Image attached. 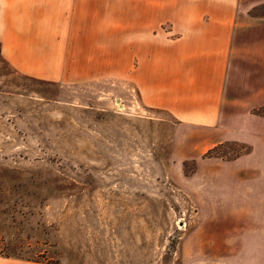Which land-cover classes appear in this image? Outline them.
<instances>
[{
    "label": "rangeland",
    "instance_id": "obj_1",
    "mask_svg": "<svg viewBox=\"0 0 264 264\" xmlns=\"http://www.w3.org/2000/svg\"><path fill=\"white\" fill-rule=\"evenodd\" d=\"M240 3L227 123L203 153L205 138L183 145L188 131L142 107L126 82L45 80L0 57V255L24 264L241 257L235 226L198 231L200 219H232L247 204L264 222V65L263 90L250 79L264 56V0Z\"/></svg>",
    "mask_w": 264,
    "mask_h": 264
},
{
    "label": "crops",
    "instance_id": "obj_2",
    "mask_svg": "<svg viewBox=\"0 0 264 264\" xmlns=\"http://www.w3.org/2000/svg\"><path fill=\"white\" fill-rule=\"evenodd\" d=\"M240 2L0 0V57L16 73L45 80L126 82L142 107L166 113L188 131L180 137L183 145L205 138L203 153L222 142L227 123V81L241 39ZM258 61L250 79L263 90L264 56ZM238 208L232 219H200L198 231L204 233L209 224L222 225V231L235 226L244 242L241 257L226 264H264L259 260L264 222L257 226L250 205ZM0 264L24 262L0 257Z\"/></svg>",
    "mask_w": 264,
    "mask_h": 264
},
{
    "label": "trees",
    "instance_id": "obj_3",
    "mask_svg": "<svg viewBox=\"0 0 264 264\" xmlns=\"http://www.w3.org/2000/svg\"><path fill=\"white\" fill-rule=\"evenodd\" d=\"M1 257H4V258H9L10 256H2V255H0ZM12 257V256H11ZM16 258H19V257H16Z\"/></svg>",
    "mask_w": 264,
    "mask_h": 264
}]
</instances>
